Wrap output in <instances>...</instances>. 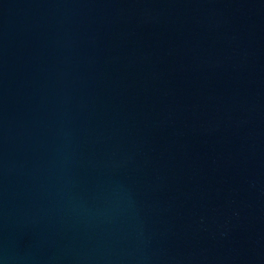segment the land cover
Returning a JSON list of instances; mask_svg holds the SVG:
<instances>
[{
  "label": "water",
  "instance_id": "95a60500",
  "mask_svg": "<svg viewBox=\"0 0 264 264\" xmlns=\"http://www.w3.org/2000/svg\"><path fill=\"white\" fill-rule=\"evenodd\" d=\"M0 264H264V0H0Z\"/></svg>",
  "mask_w": 264,
  "mask_h": 264
}]
</instances>
